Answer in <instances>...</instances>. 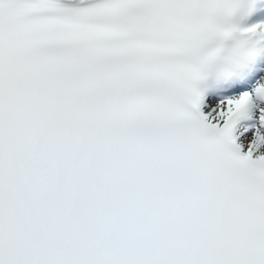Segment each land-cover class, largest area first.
Returning a JSON list of instances; mask_svg holds the SVG:
<instances>
[{"label": "bare ground", "instance_id": "6f19581e", "mask_svg": "<svg viewBox=\"0 0 264 264\" xmlns=\"http://www.w3.org/2000/svg\"><path fill=\"white\" fill-rule=\"evenodd\" d=\"M236 103V99H230L222 102L220 105H217V109L213 112L211 119L215 121L221 120Z\"/></svg>", "mask_w": 264, "mask_h": 264}]
</instances>
